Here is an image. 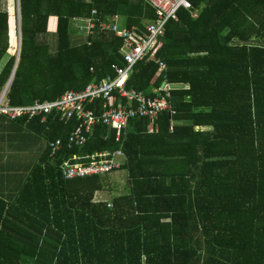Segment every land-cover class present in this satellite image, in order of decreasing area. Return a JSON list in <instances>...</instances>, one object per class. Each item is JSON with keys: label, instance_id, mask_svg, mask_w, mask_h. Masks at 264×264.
I'll return each mask as SVG.
<instances>
[{"label": "trees", "instance_id": "1", "mask_svg": "<svg viewBox=\"0 0 264 264\" xmlns=\"http://www.w3.org/2000/svg\"><path fill=\"white\" fill-rule=\"evenodd\" d=\"M188 1L191 9H179L148 49L165 70L157 74V63L143 59L125 80L151 96L163 82L183 85L168 90L173 113L161 111L155 130L135 118L119 142L97 125L79 148L8 155L0 264H264V0ZM4 5L0 92L15 62ZM18 8L19 54L5 93L13 106L54 100L125 66L121 39L96 28L72 41V20L93 9L128 28L154 18L146 0H18ZM100 103L86 107L100 111ZM76 124L55 112L42 121L5 116V131L24 128L46 141L65 139ZM117 149L126 193L95 200L103 176L61 175L64 158Z\"/></svg>", "mask_w": 264, "mask_h": 264}, {"label": "built area", "instance_id": "2", "mask_svg": "<svg viewBox=\"0 0 264 264\" xmlns=\"http://www.w3.org/2000/svg\"><path fill=\"white\" fill-rule=\"evenodd\" d=\"M146 2L154 9V18L144 22L141 27L121 26L118 23V15L97 19L94 9L89 17L76 19V30L81 35H89L97 28L99 32H110L121 39L122 45L119 51L125 66H112L115 77L107 76L98 82L92 81L79 91L66 90L54 100L42 102L35 100L31 104L20 106L9 105L5 90L0 95V114L10 120L35 116H41L43 119L52 112L64 120L74 117L77 124L65 139L55 138L46 141L45 145L53 156L63 147L67 149L81 147L97 125H104L113 130L114 139L118 142L122 135H125L131 119L145 118L148 121V131L155 130L154 120L161 111L168 110L169 113H173L168 100L169 83L163 82L159 88L154 89V95L151 96L133 88H126L125 80L132 66L143 59L157 63L158 74L165 70V63L149 53L148 49L157 37L163 35L167 21L177 19L179 9L189 10L192 6L188 0H146ZM95 100H101L100 111L86 107V104ZM119 156H124L120 149L112 153L103 151L89 156L71 155L62 160L61 175L64 179L104 176L119 168L121 165ZM85 158H89V161H82Z\"/></svg>", "mask_w": 264, "mask_h": 264}, {"label": "crops", "instance_id": "3", "mask_svg": "<svg viewBox=\"0 0 264 264\" xmlns=\"http://www.w3.org/2000/svg\"><path fill=\"white\" fill-rule=\"evenodd\" d=\"M54 22V27H55V20L54 18H51ZM118 22H120L118 20ZM11 29V42H13V37H15L16 30L14 31L12 29V26L10 27ZM70 35L72 41H80L84 37V35H80V33L76 30V19L71 21L70 24ZM82 37V38H80ZM6 60V58H5ZM4 62V61H3ZM3 62L0 64H3ZM158 74V73H157ZM183 85L180 84H170L169 83V89L171 88H176V87H181ZM155 88H153L152 91H154ZM51 114V113H50ZM4 118L1 120L0 119V193L5 195V192H7V189H5V160L7 159L8 155L13 154V155H21L22 158H32L36 157L37 154L40 152V150L45 147L46 144V139L43 137L42 134H37L33 133L27 134L25 133L24 128H11L10 132L8 130L5 131V116L2 115ZM8 118V117H7ZM9 119V118H8ZM44 119V118H43ZM41 117V121L43 120ZM16 125L15 123L11 124V126ZM17 126V125H16ZM15 127V126H14ZM111 130V129H110ZM13 136V137H12ZM67 137V136H66ZM12 142H16L17 144H13ZM31 155L30 157H26V155ZM33 155V156H32ZM119 161L124 160V156H119L118 157ZM124 175H125V171ZM106 189L109 190L110 187L105 186ZM100 190L95 193V200H109L108 198H105L102 193V191H108V190ZM12 189H9V192ZM114 191V190H113ZM127 188L124 187V191L121 193H126ZM102 193V194H100ZM112 193V192H111ZM119 194H114L113 196H116ZM112 197V196H111Z\"/></svg>", "mask_w": 264, "mask_h": 264}, {"label": "rangeland", "instance_id": "4", "mask_svg": "<svg viewBox=\"0 0 264 264\" xmlns=\"http://www.w3.org/2000/svg\"><path fill=\"white\" fill-rule=\"evenodd\" d=\"M17 1L18 0H5V5H4L5 8L7 9V11L9 12V15H10L9 25H10V27L12 26V29L14 31H15V28L17 27ZM48 27H49V34H47L45 36V40L51 41L53 39L52 31L54 30V22L52 19L49 20V26ZM80 38H82V37H80ZM13 42L15 43V44L13 43V49H12L13 51H9L8 53L10 54V53L14 52L16 55L18 53V39L16 40V37H13ZM2 62H3V60L1 61V63ZM1 92H0V95H1ZM123 171L124 170L116 169V170H114V171L103 176L105 186L108 185V187H110L109 190L105 188L108 191H105V192L102 191V193L104 194L103 196L105 198L110 199L111 196H113L114 194L120 195L124 191V187H126L125 186L126 176L124 175ZM102 193H100V194H102Z\"/></svg>", "mask_w": 264, "mask_h": 264}, {"label": "water", "instance_id": "5", "mask_svg": "<svg viewBox=\"0 0 264 264\" xmlns=\"http://www.w3.org/2000/svg\"><path fill=\"white\" fill-rule=\"evenodd\" d=\"M17 39H18V53L15 55V62H14V66H13L12 72H11V74H10V77H9V79H8V81H7V83H6V85H5V87H4V90H3V91H5V90H6V88H7L8 84H9V82H10V79H11V77H12V75H13V72H14V69H15V66H16V63H17V60H18L19 46H20V32H19V8H18V1H17ZM3 91H2V92H3Z\"/></svg>", "mask_w": 264, "mask_h": 264}]
</instances>
